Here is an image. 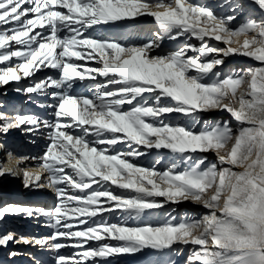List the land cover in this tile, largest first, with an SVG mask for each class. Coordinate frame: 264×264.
I'll use <instances>...</instances> for the list:
<instances>
[{
	"label": "snow or ice",
	"instance_id": "snow-or-ice-1",
	"mask_svg": "<svg viewBox=\"0 0 264 264\" xmlns=\"http://www.w3.org/2000/svg\"><path fill=\"white\" fill-rule=\"evenodd\" d=\"M233 56L255 64L225 73ZM10 83L44 111H0V134L45 146L0 141V178L55 202L0 208V222L50 229L2 232L0 247L54 264H176L184 248L185 264H264V0H0V87ZM213 112L229 119H204ZM182 203L203 212L177 216Z\"/></svg>",
	"mask_w": 264,
	"mask_h": 264
},
{
	"label": "bare ground",
	"instance_id": "bare-ground-1",
	"mask_svg": "<svg viewBox=\"0 0 264 264\" xmlns=\"http://www.w3.org/2000/svg\"><path fill=\"white\" fill-rule=\"evenodd\" d=\"M192 2L199 3V2H201V0H192ZM203 2L212 4L214 2V0H203ZM249 11L252 12L255 19L259 20L261 18L259 15L258 9H250ZM142 23L146 25V24H148V21H143ZM135 30H138V27ZM120 31L121 30H113V33L115 34V33H118ZM128 31H133V29H129ZM165 46L167 48H174V47H176V44H175V42L166 43ZM219 46L224 47L223 44H220ZM234 61H236V65H237L235 67L230 65ZM254 64H255V62L249 58H244V57H240V56H233V57L228 58L225 61V64L223 65V71L225 73H227L230 70L243 69V68H241L242 66L247 68L250 66H254ZM256 66H258V65H256ZM1 90H2V88L0 87V102L3 105V107L0 108V111H9L8 110L9 107L14 106L15 104H19L17 102H12L11 104L7 105V103L5 102V99H10V98L16 99L17 98L18 100L22 101V98L24 96V95H20V94L16 93L14 90H13L14 92H10L9 89H8L9 91H7V92H2ZM79 90H82V92H84L85 94H88L87 91H84V89H78V91ZM3 99H4V101H3ZM5 104L7 105L6 106V108H8L7 110L4 109ZM37 111H38V108H37ZM175 119H176V122H179L178 117ZM204 119H207V120H209L210 123H212L217 119H220V120L229 119V114L227 112H213V113L206 115L204 117ZM40 140H38V143ZM0 141L5 142L9 147H11L16 152H18L17 149L20 146H22L21 147L22 149L27 148L26 149L27 151L30 150L29 147H25V145H28V143H27V141H25L23 134L19 130H11L6 136L0 134ZM42 145L43 146H40V148L44 149L45 143H42ZM30 147H32V146H30ZM22 149H21V151H22ZM208 158H209V160H215V156L212 153L208 154ZM152 159H153V157L150 156L147 159H142L141 163L144 164L145 166H148L152 162ZM54 202H55V197L50 190L29 191L22 186L21 181L19 179H13L9 176H5L3 178H0V208L4 207L6 205H25V204L26 205H32V206H40V207H44V208H51L53 206ZM176 207H177V211H176L177 214H179L182 210H184L185 214L195 215V216L199 217V215L203 212L202 208L195 206L193 204H190V203H182ZM168 210L170 211L171 209H168ZM176 213H174V214H176ZM157 215H159V213H157ZM20 218H21V216H12V215L6 216L5 219L2 222H0V233H2V232H13L18 225V223H17L18 221L17 222H15V221L19 220ZM26 219H24V220L26 221ZM112 219H113V222L116 221V217H112ZM33 225H36V224L32 220L28 219L27 229H28V227L30 229V227ZM36 231H38V230H36ZM22 245L25 246L24 244L10 243L8 245V247H6V248L0 247V264H10V262H11V264H33L34 260L32 259V256H35V257L37 256L35 254L36 251L33 250L35 247L29 246V251H20L19 249L22 248ZM70 249L71 248L67 247V251H70ZM187 249L188 248H184V250L182 251V254L179 255L178 259H176V264H182L183 259L186 257L183 254ZM9 251H16V252H20L22 254L16 256L15 258L9 259V256H8ZM72 253L73 252H71L70 254L72 255ZM49 257L51 258V256H49ZM45 260H46V258H45ZM142 260H143V257H140V256H135V257L124 256V257H120V258L116 259L114 261V264H141Z\"/></svg>",
	"mask_w": 264,
	"mask_h": 264
},
{
	"label": "rangeland",
	"instance_id": "rangeland-1",
	"mask_svg": "<svg viewBox=\"0 0 264 264\" xmlns=\"http://www.w3.org/2000/svg\"><path fill=\"white\" fill-rule=\"evenodd\" d=\"M230 65H232L233 67H235V66H237L236 65V61H234L232 64H230ZM241 68H246V67H244V66H242ZM46 74H48V73H44V72H42V73H39L38 75L39 76H44V75H46ZM14 87H15V84H10V85H8V86H6V87H1L2 88V92H7V91H9L10 90V92H14L13 91V89H14ZM9 89V90H8ZM79 91H81L82 92V90H79ZM84 91H86L85 89H84ZM3 101H4V99H3ZM21 100H18L17 98L16 99H13V98H10V99H5V102L7 103V105L8 104H11L12 102H17V103H19V104H15L14 106H12V107H9V109L8 108H6V104L4 105V109H8L9 111H4V112H10V111H18V112H20L21 114H24V113H27V112H43L44 110H42V109H39L38 108V111H37V107L34 105V104H32V103H27L26 102V97L25 96H23V98H22V101L20 102ZM0 104H1V102H0ZM50 111V110H49ZM24 136V138H25V141H27V143H28V145H25V147H29V151H27L25 148L24 149H22L21 147L22 146H20L18 149H17V151H18V153H21V154H23V153H40V152H42L43 151V149L42 148H40V146H43L42 145V143H45V141L43 140V139H39L40 141H39V143H38V141H37V143L34 145V144H31V143H29L28 141H29V138L27 137V136H25V135H23ZM28 138V139H27ZM30 146H32V147H30ZM34 146V147H33ZM38 148V149H37ZM21 149H22V151H21ZM32 149V150H31ZM26 203V202H25ZM26 205V204H25ZM185 214V212H184V210H182L179 214H175V215H177V216H181V215H184ZM24 219H26L25 217H23V216H21V218L19 219V220H16L15 222H17L18 223V225H17V227L15 228V230L13 231L14 233L16 232L17 234H23V235H26V236H28V235H31V234H34V233H37V232H39L41 235H47V234H49V232H50V229H47V228H40V227H38L37 225H33V226H31L30 227V229H29V227H28V229H27V223H28V219H26V221L24 220ZM113 220V219H112ZM20 225V226H19ZM29 231H27V230ZM36 230H38V231H36ZM18 231V232H17ZM68 248H70V247H68ZM20 251H29V246L27 247V246H23L22 245V248H20L19 249ZM31 250V249H30ZM34 251H36V258H38V259H40L44 264H54V260L52 259V254L50 253V252H47V251H40V250H38L37 248H34L33 249ZM38 250V251H37ZM184 250V249H183ZM182 250V251H183ZM74 250L71 248L70 249V251H67V247H66V249L64 248V249H61V254L62 255H64V256H71V252H73ZM188 254H189V250L187 249L185 252H184V256H188ZM49 256H51V258L49 257ZM46 258V260H45V258ZM48 257V258H47ZM178 257H179V255L176 257V259H178ZM186 257L183 259V261H182V264H185V260H186ZM49 259V260H48ZM51 259V260H50ZM49 262V263H48ZM10 264H11V262H10ZM33 264H34V261H33Z\"/></svg>",
	"mask_w": 264,
	"mask_h": 264
}]
</instances>
